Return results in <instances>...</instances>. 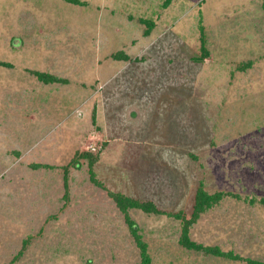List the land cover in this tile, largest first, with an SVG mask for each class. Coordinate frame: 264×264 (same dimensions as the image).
Here are the masks:
<instances>
[{
  "label": "rangeland",
  "instance_id": "374dc122",
  "mask_svg": "<svg viewBox=\"0 0 264 264\" xmlns=\"http://www.w3.org/2000/svg\"><path fill=\"white\" fill-rule=\"evenodd\" d=\"M79 1L0 0V264L264 263V0Z\"/></svg>",
  "mask_w": 264,
  "mask_h": 264
},
{
  "label": "trees",
  "instance_id": "16d2710c",
  "mask_svg": "<svg viewBox=\"0 0 264 264\" xmlns=\"http://www.w3.org/2000/svg\"><path fill=\"white\" fill-rule=\"evenodd\" d=\"M70 3L75 4V5H81L82 3L79 0H68ZM172 0H168V3H170ZM146 22V21H143ZM152 26V25H151ZM150 30L151 27L146 31V35L150 34ZM115 60L117 61H129L130 58L125 55V54H118L115 56ZM39 77L40 80L44 81L45 83H54V82H61L57 79H55L52 76H48L45 74H38L37 75ZM93 163V161H92ZM117 206L119 207V209L124 212L127 213L129 210H133V209H138L141 210L147 214H154V215H163L165 214V212L161 211L158 207H156V205L152 202H140L138 200L132 199V198H128L125 197L123 195L120 194H116L113 196ZM221 200V195L217 194L215 196H211L209 195L207 192H204L203 190H200L198 192V194L196 195V202H195V207H194V213L192 214V218L191 220H185L184 223V234H183V238H182V242L181 244L191 250H200V251H204L208 254H213L215 256H224L225 254H223L221 252V250L216 249V248H210V247H204L202 245H198L195 242H192L189 238V229L191 228L192 225H194L198 219L200 218V216L205 213L207 210H209L210 208H212L217 202H219ZM261 204L264 206V198L261 200ZM136 229L133 226V231H135ZM142 248V255H143V262L142 264H150V259L147 255L146 252V245L140 243L139 244ZM248 264H264L262 262H255V261H251L248 260L247 261Z\"/></svg>",
  "mask_w": 264,
  "mask_h": 264
}]
</instances>
